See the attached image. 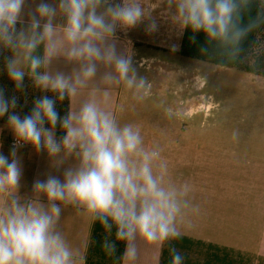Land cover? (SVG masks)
<instances>
[{
    "label": "clouds",
    "instance_id": "obj_1",
    "mask_svg": "<svg viewBox=\"0 0 264 264\" xmlns=\"http://www.w3.org/2000/svg\"><path fill=\"white\" fill-rule=\"evenodd\" d=\"M169 2H175L177 18L183 28L203 32L209 40L230 46L234 54L242 51L240 43L248 32L264 23V15H261L243 24L242 9H247L252 0ZM25 3L26 0H0V43L26 50L37 87L56 92L61 100L65 94L74 97L78 88L95 77L97 62L114 70V75L104 77L106 82L125 81L129 88L133 86L135 76L129 77L131 60L117 52L112 38L118 26L130 28L141 22L145 13L139 0H120L119 3L59 0V10L65 17L62 27L53 23L57 8L41 0L27 29L18 30L17 25L23 23L21 13ZM100 8L103 11H99ZM41 18H44L43 23ZM40 44H44L43 59L32 56ZM60 55L69 61L81 62L82 67L74 77L37 74V69ZM7 71L20 88L25 72L13 59L8 60ZM138 87H144L143 79ZM103 96L107 98L108 92ZM16 105L15 97L8 100L0 90V117ZM45 121L50 128L44 127ZM58 122L66 132L59 142L52 131ZM8 125L17 143L10 150L11 158L0 153V192L17 189L20 185L22 168L17 147L21 142L31 144L38 151L46 150L52 157L62 150L74 152L79 164L66 169L63 179L49 175L34 182V191L46 195L51 202L48 208L31 202L21 205L13 199L11 209L0 211V264H73V252L56 230L61 215L56 201L86 208L93 220L99 219L109 228L115 225L116 238L126 242L124 255L131 261L137 258L133 243L137 238L146 244H162L180 237L176 226L180 212L178 195H186V186L179 193L174 186H166V163L155 165L158 172L154 174V161L160 153L144 150L139 128L119 127L112 114L102 109L95 99L61 118L55 101L44 96L35 101L30 114L23 117L9 114ZM233 135L235 137V133ZM106 247L114 251V245ZM182 261L181 254L173 249L172 264H182Z\"/></svg>",
    "mask_w": 264,
    "mask_h": 264
},
{
    "label": "crops",
    "instance_id": "obj_2",
    "mask_svg": "<svg viewBox=\"0 0 264 264\" xmlns=\"http://www.w3.org/2000/svg\"><path fill=\"white\" fill-rule=\"evenodd\" d=\"M40 2L26 0L21 13L23 23L17 25L18 30L27 29L30 17ZM46 2L57 8L53 23L62 27L65 17L59 10V0ZM114 2L119 3L120 0ZM139 3L145 13L141 22L130 28L118 26L112 38L117 52L131 60L129 77L135 76L131 88L125 81L106 82L104 77L114 75V70L97 62L95 77L78 88L76 96L65 94L61 100L56 92L36 86L30 72V60L23 47L13 49L0 43V90H3L6 99L15 97L17 100L16 107H10L9 113L0 117V153L11 158L10 141L16 138L8 125V115L16 113L23 117L30 114L35 101L44 96L55 101L61 118L95 99L102 109L112 114L119 127L132 125L134 130L139 128L141 147L150 152L153 148L150 138L159 139L157 133L159 124L164 121L163 115L155 110L153 117L143 116V105L132 113L131 98L138 93L143 70L152 71L155 66L163 64L162 54H178L183 27L177 18L175 2L139 0ZM98 10L103 11V8ZM43 22L44 18H41ZM32 56L43 59L44 44H40ZM9 59L15 60L17 67L25 72L20 88L8 75ZM81 67V62L69 61L60 55L37 69V74L74 77ZM105 91L108 92L107 98L103 96ZM44 127L48 129L51 126L45 121ZM148 127L152 128L150 132ZM52 131L58 142L66 134L59 122ZM167 136L176 139V142L178 138V143L182 139L180 132L174 131ZM24 144L17 147L22 168L20 185L17 189L0 192V211L11 209L13 199L21 205L31 202L48 208L51 202L46 195L34 191V182L49 175L63 179L66 169L79 164L74 152L62 150L52 157L46 150L38 151L31 144ZM163 149L167 154L162 153L160 159L154 161V174L158 172L155 165L166 163V186H174L178 193L184 191L185 186L187 188L186 195H178L180 212L176 226L180 237L162 244H146L137 238L133 242L137 258L131 261L124 255L126 242L116 238L115 225L109 228L99 219L93 220L86 208L56 201L61 208L56 230L61 232L73 252V264H172L173 249L183 257L182 264H264V158L254 155L258 152L253 151V155L248 156L249 152L242 148L198 146L196 142L188 146L174 144L172 148ZM168 155L171 157L168 158ZM106 245H114V251Z\"/></svg>",
    "mask_w": 264,
    "mask_h": 264
},
{
    "label": "rangeland",
    "instance_id": "obj_3",
    "mask_svg": "<svg viewBox=\"0 0 264 264\" xmlns=\"http://www.w3.org/2000/svg\"><path fill=\"white\" fill-rule=\"evenodd\" d=\"M258 41L257 50L264 51V35ZM162 55L164 63L152 71L143 70L144 87L130 96L132 113L143 105V116L153 117L155 110L163 115L159 139L150 138V152L158 151L161 157L167 154L163 147L196 142L198 146L242 148L248 156L253 151L264 158V77L179 54ZM174 131L182 135L179 143L178 138L176 142L167 136Z\"/></svg>",
    "mask_w": 264,
    "mask_h": 264
},
{
    "label": "trees",
    "instance_id": "obj_4",
    "mask_svg": "<svg viewBox=\"0 0 264 264\" xmlns=\"http://www.w3.org/2000/svg\"><path fill=\"white\" fill-rule=\"evenodd\" d=\"M261 15H264V0H252L247 9H242L243 24L247 25L250 20ZM261 35H264V23L248 32L240 43L242 51L234 54L230 46L209 40L203 32L183 28L178 54L184 58L264 77V51L257 50Z\"/></svg>",
    "mask_w": 264,
    "mask_h": 264
},
{
    "label": "built area",
    "instance_id": "obj_5",
    "mask_svg": "<svg viewBox=\"0 0 264 264\" xmlns=\"http://www.w3.org/2000/svg\"><path fill=\"white\" fill-rule=\"evenodd\" d=\"M17 143V139L16 138H13L11 141H10V146H13L14 144ZM25 144L23 142L20 143V145L18 147H23Z\"/></svg>",
    "mask_w": 264,
    "mask_h": 264
}]
</instances>
